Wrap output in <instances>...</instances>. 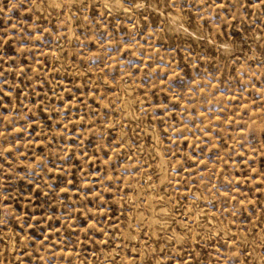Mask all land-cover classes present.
Wrapping results in <instances>:
<instances>
[{"label":"rangeland","instance_id":"obj_1","mask_svg":"<svg viewBox=\"0 0 264 264\" xmlns=\"http://www.w3.org/2000/svg\"><path fill=\"white\" fill-rule=\"evenodd\" d=\"M0 264H264V0H0Z\"/></svg>","mask_w":264,"mask_h":264}]
</instances>
